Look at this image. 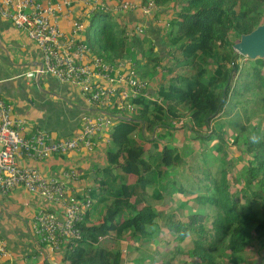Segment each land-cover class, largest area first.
Masks as SVG:
<instances>
[{
    "label": "trees",
    "instance_id": "16d2710c",
    "mask_svg": "<svg viewBox=\"0 0 264 264\" xmlns=\"http://www.w3.org/2000/svg\"><path fill=\"white\" fill-rule=\"evenodd\" d=\"M154 2L155 14L172 8L175 15L166 38L160 34L157 38L161 49L156 50L148 32L130 30L108 10L95 11L86 26L89 39L86 36L85 41L96 55L112 63L129 61L143 78L154 80L160 68L164 75L151 97L133 99L136 111L120 112L122 118L109 128L113 144L109 162L125 177H113L115 198L104 221L88 226L86 217L80 225L83 238L73 249L67 248L66 260L69 264H122L121 251L86 247V238L98 243L100 236L109 233L119 240L130 235L140 249L141 241L167 230L178 243L192 238V261L186 264H218L216 254L223 248L229 264H253L248 252H253L254 243L263 249L260 264H264V128L254 123L264 112V59H248V67H243L237 59L242 55L234 49L242 34L264 22V0ZM232 93L238 97L236 103L246 105L243 112L231 111ZM225 110L233 114L228 119L222 118ZM110 112L117 115L115 107ZM182 119L185 124L178 126ZM184 128L202 144L190 157L169 140L174 130ZM147 131L152 132L149 140L154 143L150 150L139 141ZM229 133L247 155L242 168L237 169L229 155ZM210 151L216 153V163L222 155V164L214 171L213 163L199 178L204 184L197 191L205 192L178 185L177 175L185 177L193 171L194 156ZM134 172L137 180L128 183L127 176ZM232 172L237 177H230ZM101 184L109 185L110 180ZM165 192L196 193V206L184 213L159 211L151 201L161 200Z\"/></svg>",
    "mask_w": 264,
    "mask_h": 264
},
{
    "label": "crops",
    "instance_id": "0c3cea01",
    "mask_svg": "<svg viewBox=\"0 0 264 264\" xmlns=\"http://www.w3.org/2000/svg\"><path fill=\"white\" fill-rule=\"evenodd\" d=\"M63 6L57 13L56 22L61 30L69 35L72 32L73 23L81 18L87 26L90 16L99 6H107L120 24L127 25L130 30L141 26L143 32L158 45V36L165 39L172 21L174 11L166 9L154 16L144 15L141 10L119 11L117 8L121 0H40ZM65 1L70 5L64 4ZM136 3H146L145 0H131ZM86 28L81 32L83 40L86 39ZM166 58V57H164ZM43 54L41 48L29 38L27 33L0 16V97L13 108L15 119L24 121L23 134L29 136L37 129L51 134L54 139H62L74 136L82 129L83 118L87 115L96 117L100 110L94 107L82 93L78 86L62 82L55 76L42 73ZM153 81L156 87L163 81V69L160 68ZM156 89L151 87L148 94L153 95ZM115 125V124H114ZM113 125V126H114ZM186 128L177 130L184 131ZM106 129L104 134L95 139L93 149L81 147L67 154H53L42 160L28 157L19 158V163L25 167H34L47 177L64 179V173L74 171L75 178H65L67 193L70 196L82 197L91 194L93 206L88 212L87 225H99L104 221L108 206L114 201V188L117 181L113 177L120 175L118 169L109 162V150L112 149L111 137ZM188 134L190 130L186 129ZM139 133V132H138ZM139 139L145 149L153 148L151 138L147 136ZM150 134L152 132H149ZM141 134V132L139 133ZM174 135V134H173ZM172 136V134H171ZM191 139L193 135L191 134ZM195 140V139H194ZM198 141V140H196ZM111 173L112 175H110ZM138 175L130 173L127 176L128 183H134ZM178 185L179 175H177ZM102 180H110L109 185L101 184ZM196 193L180 194L165 192L161 200L151 201L155 208L161 210H173L195 208ZM167 205V208H164ZM52 203L34 194L23 187H16L8 194L0 189V239H4L10 250L8 257L0 256V264H69L65 252H53L46 248L43 254L40 249L39 237L35 231V216L40 210L52 209ZM193 210V209H192ZM163 225L162 219L159 221ZM114 233L100 236L99 242L91 239L85 240L86 247L102 246L112 251H121L122 264H143L151 262V257L156 264H173V258L178 257L180 245L176 238L167 230L162 231L157 238L141 241L142 247H134L135 242L130 235L122 239H115ZM133 240V241H132ZM171 243L172 248L166 254H170L172 261L163 259L159 245ZM137 247L140 245L136 244ZM172 262V263H171ZM177 264V261L174 262Z\"/></svg>",
    "mask_w": 264,
    "mask_h": 264
},
{
    "label": "built area",
    "instance_id": "2783aa9c",
    "mask_svg": "<svg viewBox=\"0 0 264 264\" xmlns=\"http://www.w3.org/2000/svg\"><path fill=\"white\" fill-rule=\"evenodd\" d=\"M145 1L121 0L117 9H139L144 15L154 16L156 3L154 0ZM64 4L70 5V2L65 1ZM96 7L95 11L108 9L107 6ZM62 9L61 3L51 1L0 0V16L24 30L41 48L42 73L78 86L88 101L100 110L96 117L85 116L82 129L74 136L54 139L50 133L40 129L26 136L23 134L24 121L15 119L12 106L0 97V189L8 194L16 187H23L53 204L52 209L40 210L35 216V231L43 254L46 248L53 252H66L67 248L73 249L82 240L80 225L85 222L93 201L89 195H68L65 178H75L74 171L65 172L64 179L47 177L34 167L21 165L19 158L42 160L81 147L91 150L95 139L119 122L122 112L136 111L133 99L151 97L147 92L146 78L141 77L133 63L108 62L94 53L81 37L86 28L83 19L74 21L69 35L63 32L55 19ZM136 30L143 32L141 26ZM114 107L117 115L110 112ZM184 124V119L177 123L178 126ZM9 255L7 242L0 239V256Z\"/></svg>",
    "mask_w": 264,
    "mask_h": 264
},
{
    "label": "rangeland",
    "instance_id": "374dc122",
    "mask_svg": "<svg viewBox=\"0 0 264 264\" xmlns=\"http://www.w3.org/2000/svg\"><path fill=\"white\" fill-rule=\"evenodd\" d=\"M86 36H87V39H89L88 35L85 34V37ZM236 53L239 54V55H242L239 52H236ZM237 59H238V62H239L240 65H242L243 67H245V66L248 67L249 62H250L248 60L249 59L248 57L242 55V56L237 57ZM159 74H161V73H159ZM245 78H243V79H245ZM146 80H147V86H148L147 92L150 91L151 87L156 89V84H155V82L152 79L146 78ZM229 100H230V102L232 104V106H231V111L232 112L237 113V112H243L244 111V107L246 105H244L242 102L236 103V101L238 100V97H235L234 93L231 94ZM253 107L256 109V103H254ZM223 114H224L225 117H222V118H224V119H228L229 117H231V115H233V114L229 115L227 113V110H225V113H223ZM218 119L219 118L217 117V120ZM254 123L255 124L262 123L263 124V128H264V112L262 114H260V116L255 119ZM214 124H215V120H214ZM180 126H183V125H180ZM186 129L184 131H182V132L174 130L173 131L174 135L172 134V136L169 138V140L171 142H174L175 144L179 145L181 147L182 151L186 153V156L190 157V156H193L194 152H198V151L201 150L202 144H201L200 141H196L194 139H191V133L190 134L186 133L187 132ZM206 131H207V129H206ZM230 135H231V133H229L227 135V139H228V142H229V147H228L229 148V155L232 157V160L234 162H237V169L238 168H242V166L246 164L244 158H246L247 155L243 154V152L239 149V147L234 145L233 139H232V137ZM147 136L150 137L151 134L148 132ZM231 139H232V141H231ZM231 142H232V144H231ZM214 154L216 155L215 152H211L210 151V152L204 153L202 156H194V158H195L194 162H193V160H191L192 161L191 163H195L193 171L186 170L188 172L186 173L185 177L184 176L181 177L179 175V182L185 184L189 188L190 191H193V192L196 191L197 193H204L205 192L204 189H201V191H197V188L199 187V184H204V181L202 183H200L201 180H199V178L205 177V174L207 173L206 170L213 163L214 164L212 166L215 167L214 171L220 166V164H222V160H221L222 159V155H220V157L218 159V163H216L217 158L214 157ZM217 155H218V153H217ZM237 169H236V171H237ZM235 174H236V172H235ZM235 174L233 175V172H232L230 174V177L234 178ZM237 175L238 174H236L235 177H237ZM203 188H205V185L203 186ZM195 206H196V204H195ZM164 208H167V205H164ZM180 210H181L182 213H184V208H181ZM192 246H193L192 245V238L189 237L188 239H186V241L183 243V245H181L177 260H176V258H173V264L176 261H177V264H186V262H191L192 259L190 257L191 256V254H190L191 250L190 249H191ZM159 247H160V249L163 248V251H162L163 252L162 253L163 259L164 260L170 259L172 261V259L170 257V254H166L165 253V252H168L169 250H171V248H172L171 243H164L163 242L161 245H159ZM259 247H260L259 244L254 243L253 252H252V250H249V252H248L249 258L251 259L253 264H260L261 256L263 254V249H261ZM225 251H226V249L223 248V249H221L220 251L217 252L216 260H217L218 264L221 263V262H225V264H229L227 259L224 257V252ZM154 260H155V258H154V256H152L151 257V262H148L146 264H156L155 262L152 263ZM193 262H195V261H193ZM140 263L143 264V260L142 259L140 260Z\"/></svg>",
    "mask_w": 264,
    "mask_h": 264
},
{
    "label": "water",
    "instance_id": "95a60500",
    "mask_svg": "<svg viewBox=\"0 0 264 264\" xmlns=\"http://www.w3.org/2000/svg\"><path fill=\"white\" fill-rule=\"evenodd\" d=\"M234 49L249 59H264V22L252 32L242 34L234 44Z\"/></svg>",
    "mask_w": 264,
    "mask_h": 264
}]
</instances>
